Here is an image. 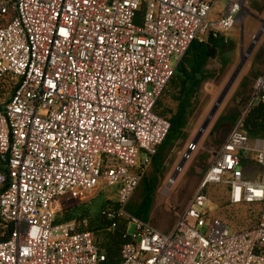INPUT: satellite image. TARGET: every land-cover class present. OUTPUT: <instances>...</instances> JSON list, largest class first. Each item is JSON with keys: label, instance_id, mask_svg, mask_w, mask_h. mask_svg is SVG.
<instances>
[{"label": "built area", "instance_id": "built-area-1", "mask_svg": "<svg viewBox=\"0 0 264 264\" xmlns=\"http://www.w3.org/2000/svg\"><path fill=\"white\" fill-rule=\"evenodd\" d=\"M214 1L0 0V219L11 225L0 264H102L86 218L53 223L62 198L101 182L117 186L100 214L109 231L124 225L119 264H264V134L247 145L242 128L264 102V71L172 228L126 209L169 128L154 106L178 61L195 37L225 36L246 0L209 20ZM209 182L231 205L256 204L254 225L198 230Z\"/></svg>", "mask_w": 264, "mask_h": 264}, {"label": "rangeland", "instance_id": "rangeland-1", "mask_svg": "<svg viewBox=\"0 0 264 264\" xmlns=\"http://www.w3.org/2000/svg\"><path fill=\"white\" fill-rule=\"evenodd\" d=\"M226 1H214L208 14L209 20H215L220 16ZM143 11L141 7L137 12L136 22L141 18ZM225 36L228 39L225 48H232L228 63L217 78L203 85L200 101L205 102L202 106H198L194 114L189 117L186 137L177 140L168 153L165 162L166 170L159 179V185L153 197L148 220L162 232H168L172 228L178 214L189 203L210 161L233 126V123L226 118L215 126L217 118L231 111L241 113L248 103V96L255 78L253 74L264 71V0H246L237 23L227 31ZM220 66L219 57L210 59L207 64V68L214 70H218ZM245 76L246 84L240 87L239 83ZM165 101L173 105L170 99L166 98ZM205 121V127L201 129ZM260 136L261 134L247 135L246 144L249 145L254 138ZM185 153L188 157L184 159ZM179 163L183 164L177 172L175 168ZM149 170L148 167L146 171ZM171 176L175 179L171 184H167ZM116 192V185L101 182L83 199L64 197L60 201L53 223L75 221L79 229H82L81 220L86 218L89 222L88 229L94 232V243L99 246H111L113 238L101 228L103 224L100 219V210L115 199ZM204 192L208 200L202 208L201 218L196 225L198 230L203 232L214 218L226 222L230 231L249 228L256 222L257 205L229 204L228 187L225 184L209 182ZM132 196L134 200H138L137 191H134ZM190 223L195 224L194 221ZM94 228L101 229L97 231ZM120 261L118 250L113 261L103 264H119Z\"/></svg>", "mask_w": 264, "mask_h": 264}, {"label": "trees", "instance_id": "trees-1", "mask_svg": "<svg viewBox=\"0 0 264 264\" xmlns=\"http://www.w3.org/2000/svg\"><path fill=\"white\" fill-rule=\"evenodd\" d=\"M227 40L224 34L214 35L211 31H207L205 34L192 39L178 61L172 76L157 98L154 111L169 121V128L161 143L157 145L149 164L142 172L139 182L134 189V191H137L138 200L133 199V191L126 205L127 211L131 214L145 221H149V211L153 197L158 188L159 179L166 170L165 162L167 155L177 140L186 137L188 134L186 126L189 117L194 114L198 106L204 104L205 101H200L203 85L207 81L217 78L228 63L232 48H225ZM216 57H219L221 60L220 68L218 70L207 68L209 60ZM257 75L258 73L253 74L254 77ZM246 79V76L242 78L239 83L240 87L246 84ZM166 98L170 99L173 105L167 104L165 101ZM249 99L250 94L248 101ZM239 114V112L231 111L226 115H219L215 126L224 118L234 123ZM242 128L248 135H256L264 132V102L249 106L244 115ZM148 167L150 170L146 171ZM0 169H3L1 162ZM100 219L103 224L101 228L113 238L112 247L110 245H97L99 250L105 255L103 263H106L113 261L118 250L120 251L123 242L122 232L124 225L120 223L112 231H109L107 229L110 222L109 219L103 217L101 214ZM101 228L94 229L99 231ZM77 229H79L78 226ZM10 230L11 225L2 222L0 219V241L8 238ZM92 233L94 236V232Z\"/></svg>", "mask_w": 264, "mask_h": 264}, {"label": "water", "instance_id": "water-1", "mask_svg": "<svg viewBox=\"0 0 264 264\" xmlns=\"http://www.w3.org/2000/svg\"><path fill=\"white\" fill-rule=\"evenodd\" d=\"M206 121L203 123V125L201 126V129H203L205 127ZM183 163H179V165H182Z\"/></svg>", "mask_w": 264, "mask_h": 264}, {"label": "crops", "instance_id": "crops-1", "mask_svg": "<svg viewBox=\"0 0 264 264\" xmlns=\"http://www.w3.org/2000/svg\"><path fill=\"white\" fill-rule=\"evenodd\" d=\"M264 134V132L263 133H261V136ZM256 135H260V134H256ZM250 136H254V135H250Z\"/></svg>", "mask_w": 264, "mask_h": 264}, {"label": "bare ground", "instance_id": "bare-ground-1", "mask_svg": "<svg viewBox=\"0 0 264 264\" xmlns=\"http://www.w3.org/2000/svg\"><path fill=\"white\" fill-rule=\"evenodd\" d=\"M244 56H245V54H244Z\"/></svg>", "mask_w": 264, "mask_h": 264}]
</instances>
